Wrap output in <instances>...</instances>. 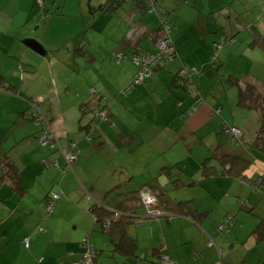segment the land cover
I'll return each mask as SVG.
<instances>
[{"label":"crops","instance_id":"1","mask_svg":"<svg viewBox=\"0 0 264 264\" xmlns=\"http://www.w3.org/2000/svg\"><path fill=\"white\" fill-rule=\"evenodd\" d=\"M98 1L97 5L102 4ZM126 3L130 17L111 21L122 29L119 48L107 51L111 52L112 63H120L122 72L129 73L120 81L122 75L113 72L112 63L103 57V65L97 64V51L85 49V26L97 31L102 16L92 22L58 27L53 26L51 15L55 12L56 17L63 16L68 0H44V6L38 0H0V242L4 250L17 244L9 248L8 254L13 255L9 264L81 260L87 239L96 246V264H125L127 257L135 264H157L154 259L159 260L167 250L164 239L175 218L185 221L184 232H194L207 242L210 236L221 234L216 228L230 213L235 215L234 223L230 232L223 231L226 240L222 249L210 245L212 239L209 246L195 247L193 259L185 249L184 254L175 251L170 258L193 260V264L207 259V264H212L216 253L224 259L226 250L242 244L248 231L245 246L253 252L261 250L258 262L263 260L264 226L254 230L264 222V198L252 194V188L261 193L253 184L257 177H264V153L250 143L247 146L260 128V112L239 101L236 79L243 77L241 70L227 76L222 72L233 56L242 59L249 55L250 60L262 59L264 65V0H159L168 14L176 10L174 18L169 17L173 60L159 62L151 77L132 89L130 84L140 69L133 55L137 50L156 52L157 35L150 39L137 33L141 28L155 31L154 25L139 15L143 11L134 9L135 15H131L134 7L130 1ZM105 12L118 16V9ZM51 29L61 32L53 41ZM29 39L40 43L41 52L27 45ZM221 41L224 46L216 59V45ZM121 54L128 58L122 59ZM81 56L89 58L87 78L83 74V82L78 83L79 117L71 120L75 113L66 111L71 101L63 99L54 82L58 75L69 76L68 63ZM128 62L138 70L127 66ZM184 68L189 69V82H174V74ZM46 90H55L57 98L43 93ZM67 90L72 92L68 84ZM99 103L108 109L109 119L101 122L97 134L92 123L97 121L93 118ZM44 105H49L47 115L39 110ZM216 107H221V112L214 115ZM127 114L133 120H128ZM35 115L40 116V123ZM250 118L256 120V131L254 127L247 129ZM144 124L146 134L139 129ZM117 125L121 129L118 133ZM228 126L240 130L244 145L240 144L242 139L236 142L225 132ZM149 130L154 134L148 140ZM45 132L56 146L43 144ZM71 143L76 144L70 150L75 155L72 166L66 156ZM196 146L201 147V154L207 152L206 160L193 158L191 149ZM236 146L238 150L234 151ZM9 166L16 167L18 174L9 172ZM119 182L123 184L119 189L122 195L116 202L132 203L133 195L127 192L149 185L172 214L170 218L127 226L128 233L138 241L133 257L110 252L116 249V239L100 230L93 213L97 200L105 199L107 191ZM170 187H175L182 198L171 193ZM53 192H62L63 196L53 212H48L46 200ZM140 209L135 213L144 215L145 209ZM144 236L151 245L142 240ZM26 239L30 240L29 247Z\"/></svg>","mask_w":264,"mask_h":264},{"label":"rangeland","instance_id":"2","mask_svg":"<svg viewBox=\"0 0 264 264\" xmlns=\"http://www.w3.org/2000/svg\"><path fill=\"white\" fill-rule=\"evenodd\" d=\"M100 2H102V4H98L97 5V0H68L69 4L68 7L66 8V10L63 12L64 15L63 16H57L55 15V12L51 15L52 20L51 22L53 23V26H60L61 24L63 26H67V24H73L74 22H81V21H85L86 23L88 22H92L94 20H96L97 17L102 16V21L99 24V28L97 27V31H95L94 29L89 28V26H85V31H84V36H87L85 39V49H87L89 52L90 51H97L96 52V57H98L99 59L97 60V64L100 63L103 65L104 63V58H106V61L108 64L112 63V61L110 60V54L111 52H107V51H111V49L114 48H119V44H120V37L122 36V29H119V27H115L112 24V20H117L116 18H121L123 16L130 17V7H128L126 0H99ZM98 1V2H99ZM114 1L117 2H122V5H119V3H116ZM249 0H246V3H248ZM81 3L82 7L79 6V4ZM96 3V4H95ZM125 3V4H123ZM107 5L111 6V5H116V8H118V16L113 17V15H107L108 13H106L104 10L102 11V9L105 7H107ZM253 6V5H251ZM249 6V7H251ZM176 10H171V12H169V17H172V19L174 18V14H175ZM111 13V12H110ZM143 13V12H142ZM140 13L139 15L141 16H146L148 19L151 20V25H154V28L156 29L160 23L161 20L158 16V13L156 11L153 12H147L145 11V13ZM59 14H61V12H59ZM112 14V13H111ZM136 20V18H135ZM106 22V23H105ZM56 24V25H55ZM61 32L59 30L56 29H51L50 30V40H55L60 36ZM83 37V36H82ZM81 37V38H82ZM82 43H84L83 38L81 40ZM89 42V43H88ZM90 44V45H89ZM150 46L152 49H155L156 46H152V43L150 42ZM158 51V48L156 50V52ZM102 53L103 55L99 54ZM127 59V58H125ZM89 58L85 57V56H81L78 58V61L74 58L70 61V63H68V65H70L71 67L69 69H67V76L66 78H63L62 76H57L56 77V81L54 82V86L58 87L61 93V96L63 97H68L71 101L70 104V108L69 110L66 109L67 113L68 111L71 113H75L74 114V119L71 120H77L79 117V103L81 104V99H79V90H78V83L81 84V81L83 82V74L85 75V77L87 78V64ZM118 61V60H117ZM262 59H258L256 61L254 60H250V56L246 55L245 57H243L242 59L239 58L238 56H233L231 58H229V60L226 62V65L224 67V70L222 72V74L224 76H227L228 74L232 73L234 70H241L243 76H245L248 80L250 81H254L255 84L259 83V85L264 88V65L261 63ZM91 63V62H90ZM120 63L114 61V64L112 63V67H113V72L114 73H118L120 72L122 75V78H120V81H123L126 76H129V73H123L121 66L119 65ZM130 64L129 66H131L133 68V70H138V68L135 67L134 64L132 63H127ZM104 69H110L106 66H103ZM124 68H125V64H124ZM102 72L104 71L103 68ZM55 70V65H53V72ZM47 73H50V71H47ZM55 73V72H54ZM46 80H52V77L48 76V75H44L43 76ZM220 78V77H219ZM130 81V80H129ZM128 81V82H129ZM127 85L131 82L128 83ZM70 85L71 87V91L68 93L67 90V84ZM53 85V83H52ZM126 85V86H127ZM41 92V91H40ZM48 94V96L51 97H55L57 98V96L54 95L55 90L51 91V93H49L48 90H46L45 92ZM39 94V92H38ZM240 95V92L238 90L237 92V96ZM238 99H236V103ZM76 104V105H75ZM78 104V105H77ZM237 105V104H236ZM49 107V105H44V107H42L43 109H41V107H39V110L43 113V115H47L46 111L47 108ZM43 110V111H42ZM258 114H259V110L258 109H254ZM34 113V111H32ZM123 112V111H122ZM226 112L228 113V110H226ZM253 112V111H252ZM124 114L120 115L122 119H124ZM114 120H117V117L113 118ZM127 119L128 120H133L132 115L127 114ZM249 124L247 129L251 130L252 127H254L255 131H256V120H253L252 118H250L248 120ZM146 128V124H144L143 126H141L139 129L143 131L142 134H146L148 131L145 130ZM238 129V128H237ZM260 129V128H259ZM139 130V131H140ZM119 131H121V129L119 128V126H116V132L118 133ZM146 131V132H144ZM154 134L153 130H149L148 133V137H146L145 139H150L151 135ZM242 134H239L235 137L234 140L236 142H238L240 139H242V143L246 142V140L244 138H241ZM256 136V135H255ZM254 136V138H255ZM229 137H231L229 135ZM253 138V139H254ZM253 139L251 138V140H249L247 142V146L248 143H251L253 141ZM233 144H236L233 142ZM196 145V144H194ZM244 145V144H243ZM130 147V146H129ZM239 146L234 147V151L238 150ZM187 148V147H186ZM200 146H196L193 149H191V151H193V158H203L204 160H206V151H203V153L201 154L200 150ZM179 152H182L181 150L178 149ZM192 157H190L191 160H193ZM119 160H121L119 158ZM123 160V157H122ZM185 165V162H182L181 165ZM191 170H187V175H189L188 173H190ZM185 174V173H184ZM195 173H193V175L191 176V178H194ZM186 176V175H185ZM138 181H140V184L143 182L142 178L138 179ZM184 182L186 183V181L184 180ZM171 193H173L175 196L178 195L179 198L181 197V194L179 193V191L177 189H175V187H170ZM185 192V191H184ZM261 193H256L253 191L252 188V194H254L256 197L259 198V196H257V194L261 195V197L264 198V189L262 191H260ZM260 199V198H259ZM262 200V199H261ZM199 204H202L201 202H199ZM263 205V203H262ZM174 224L173 226L170 228V230L166 233L164 242L166 243V245H168L167 250H164L165 252H163V256L158 260V259H154V261H158L157 264H169L168 262H174L176 264H193V260H188L185 259L183 260V262H181L178 259L175 258H170V255H173V253L175 251H177L180 255L184 254V249L190 254L192 255V259L195 258L196 255V251H195V247L198 246H203L205 243L209 246V241H211L212 239L215 240V237L217 238V240H215V247H219L218 249H222V243L225 242L226 240V233L221 232V234L217 235V236H210L211 234H209L210 238L208 239V241H205V237H201V236H195L196 234L194 232H188V230H186V232L183 231L184 228H186L185 226H183V222H185L183 219H177L175 218L174 220ZM248 223V222H247ZM191 230V229H190ZM225 232V231H224ZM230 232V231H228ZM223 234V235H222ZM247 235H248V231L244 232L243 237H242V244H239L238 246H236L235 248H229L228 250H226L225 254H224V259L222 258L220 253H216L214 256L215 258L212 261V258L209 257V261H212V264H223L224 262H231L232 263H237V264H256V262H258V259L262 253L261 250H258L256 252H253V249H247V247L245 246V240L247 239ZM220 236V237H219ZM219 238V239H218ZM193 239V241L191 240ZM142 240L145 243H149L148 245H151V240L149 238H146L145 236L142 238ZM213 240V241H214ZM1 241V238H0ZM13 245H17V244H13ZM13 245H11L10 247H12ZM161 244H159L156 247H160ZM2 242H0V264H9V258H11L13 255L8 254L9 252V248L5 249L2 248ZM152 247V246H151ZM209 250H212V247L209 248ZM215 250V249H214ZM108 257V255H107ZM167 257V259H165ZM196 260V259H195ZM224 260V262H223ZM229 260V261H228ZM207 259H203L199 264H207ZM264 263V259L260 260L258 262V264H263ZM226 264V263H225Z\"/></svg>","mask_w":264,"mask_h":264},{"label":"trees","instance_id":"3","mask_svg":"<svg viewBox=\"0 0 264 264\" xmlns=\"http://www.w3.org/2000/svg\"><path fill=\"white\" fill-rule=\"evenodd\" d=\"M127 1H130L132 3V6L134 7L132 9L131 15H135V12H134L135 10L143 11V12H145V11H147V12L156 11L158 13L160 20H161L159 27L156 28L155 31L147 30L146 33L141 34V35L148 36V37L150 36V39L155 38L156 35H157V39L161 38V36H162L161 32H162V29L164 27V23L169 21L168 22L170 24V33L169 34L172 37V35H171L172 26H171L169 14L164 8H162L160 6L159 0L156 1V7L157 8L155 10L150 9L146 0H126V2ZM118 3H119V5L122 4L121 1ZM117 9L118 8H116V5H111V6L107 5V7H105V9L103 8V10H105V11L111 10V12H114ZM155 44L157 46L156 42H155ZM172 44H173V40H172ZM223 46H224L223 41L219 42L216 45V53L214 56L216 59L218 58V55H219L221 49L223 48ZM172 47H173V53L170 55L163 54L160 51L158 46H157L158 51L153 52V53L150 51L137 50V52H135L134 55L135 54H143V53L158 54L159 59H158V62L156 64H154L153 66H151L149 68V75L146 76L145 79L142 80L140 83L135 82L140 70L143 68L142 64H138L141 67L138 66V68H140L139 72L134 77L129 88L132 89L136 86L143 84L153 74V68L155 66H157L158 63L161 62L162 60H164L165 58L173 60L174 45ZM123 56H124V58H128V55H126V54H123ZM124 58H122V59H124ZM189 67L190 66H188L187 68H189ZM188 71H189V69L184 68L180 72H177L176 74H174V82H179L180 80L189 82V79H191V75ZM236 82L238 83V85L240 87V100H239L240 103L245 104L246 106L251 107V108H256L260 112V129L257 131V134H256L255 138L253 139V141L250 143V145L258 147L264 153V88H262L259 85V83L255 84L254 81L248 80L245 76L237 78ZM96 96L98 98H100L99 95L96 94ZM215 109H218L219 111H213V114L214 115L220 114L221 107H216ZM35 118L38 120L40 118V116L35 115ZM108 119H109L108 109H106L102 104L99 103L98 108H96V110L94 111V118H93V120H95V121L97 120V121L92 123L93 127L95 128L94 130L96 131L97 134H100L101 122H103V121L107 122ZM38 122L40 123V121H38ZM234 128L235 127L228 126L225 129V132L229 133L235 139V135L232 133V130ZM90 133H92L90 138H92V136L94 137V132L92 131ZM46 145H53V147L56 146L54 140L53 141L49 140V142ZM75 145H76L75 143H71V146L68 149H66V152H67L66 156L70 155L71 158H73L70 161L68 160L70 166H72L71 164L75 160V155H73L70 150H72V148ZM59 146H61V145H59ZM233 159H240V158L234 157ZM9 169H10L9 172H12V174L13 173H15L16 175L18 174V169L16 167L9 166ZM19 175H20V179H21L22 174H19ZM256 179L257 180H256L255 184H253L254 186L253 185L252 186L255 187V189L257 191L263 190L264 188H262V186L264 187V183L261 185L260 182H262V181L264 182V177H257ZM122 185L123 184L121 182L117 183L115 187H112V189L107 191V194H106L107 196L105 199L97 200V203H96L95 207L93 208V211H94L93 213L95 214L94 218L96 220V223L98 225H100V228H101L100 230L102 232H105L108 235H110L111 239H112V237H114L116 239V243H117L116 249H115V247H113V249L110 252L113 253L115 250V251H119L122 254H125L124 256L127 255V256L133 257V256L137 255L136 251L138 249V241L135 237L131 236L128 233L127 226L129 224H136V225L143 224L146 220L154 219V218H170L172 214L169 213L170 212L169 208H167L166 206L163 207V205L159 199L158 193L156 192V190H154V188L152 186H149V185L148 186H141L138 190L134 189L130 192H127V193H131L129 195H131V196L133 195L132 198L134 201L132 203L128 204L126 201H123L120 203L116 202V199L120 195H122V194H120V191H119V189L122 187ZM146 190H150V191L156 193L157 197H158V202H157L156 206L152 207L151 209L147 208L143 202L142 193ZM54 193L55 192L49 194V196L46 200V207L50 203V201L53 199ZM57 193H59L61 195V197H60V199H61L63 196L61 194L62 192H57ZM60 199H58L57 202ZM57 202L55 203V206H56ZM55 206H54V208H55ZM140 207L145 209L144 215H138L137 213H135V210H141ZM137 208H139V209H137ZM153 210L159 211L160 215H157V214L153 215V212H152ZM230 214H232V213H230ZM230 214H228V215H230ZM228 215L225 216V218L217 226V228L225 222H226L225 225H227L229 223L227 221ZM234 218H235V215H234ZM234 218L232 220V223H231L229 229L224 228V230H218L216 228V232L221 233L223 231H230L232 229V226L234 223ZM263 226H264V222L260 223L254 231L257 232V230H260ZM117 239H118V241H117ZM87 241L89 243H91V245H92V249H91V253H90L91 264H96V253H97L96 246L89 239H87L84 242V246L86 247V252L84 254V257L81 260H76V261L71 262V263L59 261L56 264H59V263L74 264L77 261H81L82 263H84V261L86 260V254L89 251L88 247L86 246ZM213 242L215 244V241H213ZM26 246L27 247L30 246V240H29V244H27V242H26ZM127 258L128 259L126 260L127 262L125 264H135V260L133 261V260H130L129 257H127ZM112 263L117 264V262L114 263V261Z\"/></svg>","mask_w":264,"mask_h":264},{"label":"built area","instance_id":"4","mask_svg":"<svg viewBox=\"0 0 264 264\" xmlns=\"http://www.w3.org/2000/svg\"><path fill=\"white\" fill-rule=\"evenodd\" d=\"M156 1L157 0H146L148 6L150 7L151 10H155L157 7H156ZM40 6H44V0H38ZM169 21L165 22L164 23V27L162 29V36L161 38H158L156 40V43H157V46L159 47L160 51L163 53V54H167V55H170L173 53V44H172V37L170 36V24L168 23ZM138 29L137 33L138 34H144L147 32V30L145 29ZM134 33V32H133ZM133 33L131 35H133ZM136 34V33H135ZM121 58H124V56H122L121 54ZM158 54H149V53H143V54H135L134 57H133V60L135 63L137 64H142L143 65V68L140 70L135 82L136 83H140L142 80L145 79L146 76L149 75V68L151 66H153L154 64H156L158 62ZM214 111H219L218 109H215ZM40 121V119L38 120ZM232 133L236 136L241 134L240 130L237 129V128H234L232 130ZM235 138H238V137H235ZM42 142L44 145H46L48 142H49V138H48V133L45 132L43 137H42ZM67 159L70 161L72 160L73 158H71L70 155H67ZM258 182V181H257ZM261 185L264 183L263 181L260 182ZM142 196H143V202H144V205L151 209L152 207L156 206L157 202H158V197H157V194L150 191V190H146L142 193ZM61 195L59 193H54L53 195V199L50 201V203L47 205L46 209L48 212H52L53 209H54V206H55V203L57 202L58 199H60ZM153 215L157 214V215H160V212L159 211H156V210H153ZM234 218V215L233 214H230L228 215V218H227V221L229 222L227 225L226 222L221 224L217 229L218 230H224V228H227L229 229L231 223H232V220ZM26 242L27 244H29V239H26ZM214 242L212 241L210 243V245H213ZM86 246L88 247L89 251L88 253L86 254V260L84 261V263H82L81 261H77L75 262L74 264H91V257H90V253H91V249H92V245L91 243H89L88 241L86 242ZM167 259V257L165 258ZM169 264H176L174 262H168ZM59 264H64V263H59Z\"/></svg>","mask_w":264,"mask_h":264},{"label":"water","instance_id":"5","mask_svg":"<svg viewBox=\"0 0 264 264\" xmlns=\"http://www.w3.org/2000/svg\"><path fill=\"white\" fill-rule=\"evenodd\" d=\"M26 43H27V45H28L29 47H31L32 49H34V50H36V51H38V52H41V51H40V48H39V46H41V45H40V43L37 42L36 40H34V39H29V40L26 41ZM93 92H95V91H93Z\"/></svg>","mask_w":264,"mask_h":264}]
</instances>
